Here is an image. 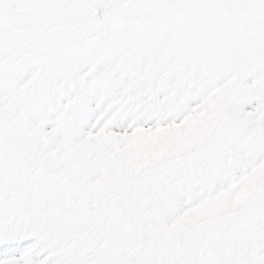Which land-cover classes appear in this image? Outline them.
<instances>
[{
  "label": "snow or ice",
  "instance_id": "obj_1",
  "mask_svg": "<svg viewBox=\"0 0 264 264\" xmlns=\"http://www.w3.org/2000/svg\"><path fill=\"white\" fill-rule=\"evenodd\" d=\"M0 264H264V0H0Z\"/></svg>",
  "mask_w": 264,
  "mask_h": 264
}]
</instances>
